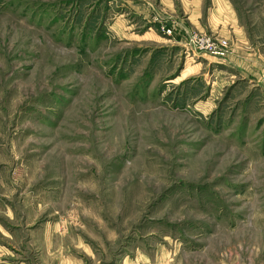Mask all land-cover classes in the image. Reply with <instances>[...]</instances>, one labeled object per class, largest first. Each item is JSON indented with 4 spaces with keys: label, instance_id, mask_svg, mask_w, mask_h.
Wrapping results in <instances>:
<instances>
[{
    "label": "rangeland",
    "instance_id": "rangeland-1",
    "mask_svg": "<svg viewBox=\"0 0 264 264\" xmlns=\"http://www.w3.org/2000/svg\"><path fill=\"white\" fill-rule=\"evenodd\" d=\"M169 4L0 0V264H264V68Z\"/></svg>",
    "mask_w": 264,
    "mask_h": 264
},
{
    "label": "crops",
    "instance_id": "crops-1",
    "mask_svg": "<svg viewBox=\"0 0 264 264\" xmlns=\"http://www.w3.org/2000/svg\"><path fill=\"white\" fill-rule=\"evenodd\" d=\"M167 2L174 6L180 4L183 10L182 18L178 20L176 17L171 18L180 28H176V31L184 38V41L186 36L188 37V34L195 29L205 33H218L234 42L231 48L232 53L226 60L244 63L242 60L246 57L252 62L251 65H247L251 73L261 71L260 66L264 68V32L261 33V44L255 45L252 36L241 24L237 11L231 4L229 5L227 0H209L208 5L207 0H167ZM172 4H169V8L173 6ZM261 75L264 76V69Z\"/></svg>",
    "mask_w": 264,
    "mask_h": 264
},
{
    "label": "built area",
    "instance_id": "built-area-1",
    "mask_svg": "<svg viewBox=\"0 0 264 264\" xmlns=\"http://www.w3.org/2000/svg\"><path fill=\"white\" fill-rule=\"evenodd\" d=\"M168 33L171 34L172 32L168 31ZM187 39L192 49L208 56L226 59L231 53L230 41L221 36H211L198 31H191Z\"/></svg>",
    "mask_w": 264,
    "mask_h": 264
}]
</instances>
